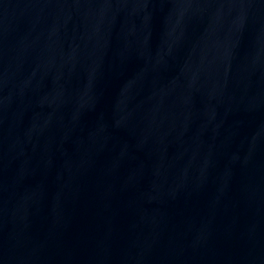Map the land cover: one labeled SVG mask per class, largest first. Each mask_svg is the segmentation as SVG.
Masks as SVG:
<instances>
[{"label": "water", "instance_id": "95a60500", "mask_svg": "<svg viewBox=\"0 0 264 264\" xmlns=\"http://www.w3.org/2000/svg\"><path fill=\"white\" fill-rule=\"evenodd\" d=\"M0 264H264V0H0Z\"/></svg>", "mask_w": 264, "mask_h": 264}]
</instances>
